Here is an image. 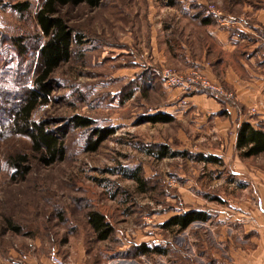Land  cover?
<instances>
[{"label":"rangeland","instance_id":"1","mask_svg":"<svg viewBox=\"0 0 264 264\" xmlns=\"http://www.w3.org/2000/svg\"><path fill=\"white\" fill-rule=\"evenodd\" d=\"M19 1L23 0H0V59L8 54L6 62L0 63V86L13 95L17 84L7 78L19 73L23 58L3 38L28 36L31 44L38 30L31 14L21 15L12 8ZM31 1L35 13L41 0ZM167 1L104 0L97 8L86 4L62 7V15L83 34V41L74 46L71 60L52 74L55 89L51 100L39 106L34 117L52 118L54 127L66 125L68 153L63 161L41 165L30 140L9 132L10 106L0 100V264H21L25 254L35 263L46 264L55 253L68 264H201L204 249L220 248L219 231L211 230L209 223L197 221L183 231L162 224L188 209L209 210L214 215L241 186L232 183L238 179L235 172L245 165L264 168V154L237 158L239 153L236 155L232 145L236 125L225 124L224 109L205 114L179 100L187 94L182 88L163 80L146 88L147 76L137 74L143 68L141 62L162 70L187 71L178 69L182 67L178 53L183 50L173 51L168 42L171 38L189 45L197 58L203 59L206 53V62L212 64L221 56L217 43L183 13L194 6L210 11L214 6L233 15L242 12L246 1L176 0V7L165 5ZM31 71L30 80L36 74ZM130 90L135 91L133 97L125 99ZM227 90L234 94L229 99L236 100L235 92ZM178 92L181 96H176ZM255 105L239 110L244 119L264 120V113ZM170 106H175L171 110L177 117L173 123L139 122L144 114L168 111ZM75 114L91 116L97 126H114L116 132L97 151H87L88 130L68 126L67 119ZM149 143L214 153L221 156L222 164L182 156L158 160L142 149ZM19 153L30 156L32 170L25 179L13 177L10 165V158ZM139 165L148 192H140L137 182L110 171ZM243 181L251 183V179ZM216 197L220 199H212ZM93 208L114 224L110 239L96 240L86 218ZM10 223L22 231L15 232ZM144 241L169 248V254L126 255L133 252L134 244Z\"/></svg>","mask_w":264,"mask_h":264},{"label":"trees","instance_id":"2","mask_svg":"<svg viewBox=\"0 0 264 264\" xmlns=\"http://www.w3.org/2000/svg\"><path fill=\"white\" fill-rule=\"evenodd\" d=\"M177 1L168 0L165 5L176 7L178 6ZM242 1H246L256 7H264V0H241L240 2ZM103 2L104 0H41L36 7L35 13H32L34 4L31 0L15 2L11 5L18 14H31L34 17L38 30L31 39V44L27 42L28 36H7L3 38V42L10 43V49L15 50L17 56L23 59L18 64V71L20 74L17 72L18 74L16 76L7 78V81L17 84L15 87L18 90L15 91L13 95L7 92L4 87L0 86V100L2 102H7L10 106L7 110L9 117V129H7L13 134L26 137L30 140L31 149L41 165L51 166L66 158L68 153L66 145L67 130L66 125L63 127H54L52 125V118L37 120L34 117L35 112L39 106L48 104L51 100V95L55 89L52 74L63 63L71 60L74 46L83 41V34L75 30L69 24L68 20L62 15L61 9L67 5L76 6L81 4H86L91 8H97L100 7ZM195 8L194 6V9ZM185 14L191 22L205 30L208 26L214 25L217 21L216 16L206 8L198 7L194 13L186 12ZM233 15H236V13ZM212 39L214 40L213 37ZM168 42L170 47L173 48V51L176 49L182 50L181 47H183V43L179 39L171 38ZM217 46L218 53L222 54L221 47L218 44ZM175 54H177V52H175ZM3 56L4 57L0 59V63L6 62L8 54L5 53ZM215 61H213V63ZM132 63L135 62L133 61ZM127 66H130V63ZM31 68V72L36 73L32 80H30L29 77L31 76ZM192 68L202 69L196 65ZM137 75L147 76L146 78L144 77L147 83V86H145L146 88L155 86V83L160 84L162 80L164 81L162 68L155 64H150L148 70L140 72ZM141 79H143V77ZM133 92L135 91L130 90V93L126 94L125 99L132 98ZM185 93L191 95L207 94L216 98L225 106L229 104L236 108L238 107V109L239 107L241 108L236 100L215 96L214 92L207 89H200L194 92L187 91ZM1 109H3V107H0V111ZM67 120L69 127L88 130L89 135L85 148L90 152L97 151L102 143L116 132L114 126H97L96 120L87 115L75 114ZM175 120L176 117L173 114L165 111H157L144 114L139 122L173 123ZM235 147L241 158H254L264 153V120H258L255 123L249 120H243L238 123ZM142 149L146 151L148 155L158 160H163L167 157L182 156L195 158L207 164H222V158L217 154L195 153L187 149L174 150L167 143L143 144ZM10 165L13 170V177H18L20 179H25L32 170L30 156L26 153L13 155L10 158ZM110 171L112 173H119L125 179L137 182L140 192H148L150 190L147 184V178L144 176L143 168L140 165L136 167L121 166L111 169ZM212 199L219 200L220 198L216 197ZM86 218L96 240L105 241L111 238L115 231V227L104 212L96 208L89 209L86 213ZM210 218L211 213L209 210L196 208L188 209L183 213L172 215L162 224V227L166 229L176 227L178 231H183L194 222H206ZM10 224L11 229L15 232L22 231L19 225ZM133 247V252L130 251L126 253V255L130 254V256L138 257L141 255L153 254L166 255L169 253V248H165L159 244L151 245L146 241L136 243ZM28 257L27 254L22 255L21 260L23 261V259L26 258L29 259Z\"/></svg>","mask_w":264,"mask_h":264},{"label":"crops","instance_id":"3","mask_svg":"<svg viewBox=\"0 0 264 264\" xmlns=\"http://www.w3.org/2000/svg\"><path fill=\"white\" fill-rule=\"evenodd\" d=\"M243 4L245 11L242 9V12H236L234 16L222 11L223 17L230 20L229 24H223L214 14L217 18L216 23L206 28L209 36H212L221 47V56L210 64L211 62H206V53L203 54V59L197 58L190 53L189 45L183 44V51L178 53L177 57L182 67L179 66L178 69L189 70L194 65L201 67L211 79L218 80L220 85L235 92L236 101L241 108L256 104L259 112L264 113V7H256L248 2ZM186 10L190 13L195 12L194 9ZM183 14L187 17L185 13ZM188 20L190 21L189 18ZM140 64L143 66L141 72L149 69L148 62ZM179 95L180 92L176 96ZM181 97L179 99L181 102L183 100L192 103L196 106L194 108L205 114L212 111L221 113L224 109L222 113H225L223 115L226 118L225 124L229 127L233 123L236 125L232 143L236 155L239 153L235 147L238 123L243 120L253 123L258 121L244 119L239 112L240 107L238 109L229 104L225 106L207 94H183ZM174 108L175 106L168 108V111H162L173 114L171 109ZM210 108L212 110H209ZM261 116L264 117V114ZM237 158L242 159L239 154ZM252 167L249 169L245 165L235 172L238 179L232 183L237 182V187L239 183L241 185L237 194L230 195L225 200L226 203L216 209L214 215L210 212L211 218L205 223L210 224L211 230L218 229L220 248L212 250L213 254L204 249L200 253L204 257L201 264H264V168ZM244 179H251V183L243 181ZM46 264L54 263L49 259V263Z\"/></svg>","mask_w":264,"mask_h":264},{"label":"built area","instance_id":"4","mask_svg":"<svg viewBox=\"0 0 264 264\" xmlns=\"http://www.w3.org/2000/svg\"><path fill=\"white\" fill-rule=\"evenodd\" d=\"M211 12L215 14L219 21L223 24H229L230 20L223 17V12L219 9L211 7ZM162 76L164 81L169 86L180 87L185 91H198L200 89H207L214 92L215 96H224L227 98L234 97L231 91L225 89L219 83L213 81L203 69L191 68L187 71H179L175 68L165 67L162 70ZM50 260L54 264H68V261L58 254H52ZM21 264H38L30 259L21 260Z\"/></svg>","mask_w":264,"mask_h":264}]
</instances>
